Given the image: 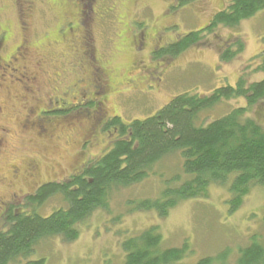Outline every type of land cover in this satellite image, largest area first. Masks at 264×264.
I'll return each mask as SVG.
<instances>
[{
  "label": "rangeland",
  "instance_id": "1",
  "mask_svg": "<svg viewBox=\"0 0 264 264\" xmlns=\"http://www.w3.org/2000/svg\"><path fill=\"white\" fill-rule=\"evenodd\" d=\"M193 1L188 0L183 3L180 12L170 17L171 21L168 23L172 22L174 25L162 32L165 37H171L176 33L187 35L190 32L200 31L209 24L215 12L228 4L226 0ZM192 2L193 6H189ZM114 3L118 4L119 0H115ZM164 4L163 0L151 2L155 17L150 16L147 11H137L138 13L133 14L132 4L128 7L130 9L128 12L134 16L122 17L120 13L125 11L117 7L115 16L109 17L108 29L100 25L94 28L93 37L97 53L107 63L113 76L124 75L123 71L131 60L130 51L126 48L128 44L126 41L131 32L148 30L152 24L159 27L163 22L160 20L162 17L159 16ZM64 10L65 4L60 3L59 0H43L38 4L35 16L30 21V34L35 43L49 41L56 35ZM16 21L13 1L0 0V32L9 28L12 35L9 50L18 41ZM238 44L240 51L237 52L238 47H235ZM228 48H231L233 57L227 61L222 60L221 57ZM263 49L264 10L243 20L234 28L220 26L200 37L197 44L179 53L163 71L160 68L162 83L154 92L144 95L129 94L122 101L113 99L111 103L116 106L117 113L123 121H132L153 116L172 97L180 94H210L221 86H234L241 77L245 78L248 84L259 82L264 79V73L257 70L261 64L258 57ZM148 52L149 50L144 53L142 51L141 59L150 70H153L160 61L146 59ZM9 96V92L5 94L0 90V99H8ZM244 106L245 101L242 99L224 100L211 110L201 112L199 120L207 124L233 109ZM16 110L17 106L14 112ZM12 114L13 108L9 107V112L4 113L5 118L2 116V119L10 120ZM250 115L257 118L264 126V110L260 112L253 107ZM8 123L17 132L11 122ZM16 134L17 137L11 141L9 154L0 159V167H5L6 163L9 165L12 157H17V160L21 161L26 157L35 156L34 152H27L29 145L24 142L27 138L26 134ZM105 137L102 135L99 147L89 149L87 160L91 155H99L109 148ZM58 144L59 141L54 142L49 146V150L55 152L54 148L57 145L56 151H58L60 146ZM73 152L70 150V153ZM64 166H68L67 162ZM180 169L181 159L178 154L165 158L155 168V172L162 173L163 177L153 174L138 184L122 189L111 199L107 212L96 210L80 226L78 237L74 241H63L59 237L42 241L36 247L31 259L42 258L44 264H121L124 254L120 246L123 240L153 226L161 233L165 247H180L185 242L189 244L192 254L187 258V262H195L204 256H215L226 250L227 264H234L238 250L248 244L252 235L258 234L264 241L262 188L252 189L244 198L240 208L231 214L228 213L227 192L221 187H211L205 198L180 201L170 208L163 218H159L155 210L134 209L142 200L157 198L164 181ZM24 206H26L25 202ZM60 206H62L60 197H52L38 209V212L42 216H48ZM26 210L30 212L31 208Z\"/></svg>",
  "mask_w": 264,
  "mask_h": 264
},
{
  "label": "trees",
  "instance_id": "2",
  "mask_svg": "<svg viewBox=\"0 0 264 264\" xmlns=\"http://www.w3.org/2000/svg\"><path fill=\"white\" fill-rule=\"evenodd\" d=\"M226 1V7L216 12L209 24L184 35L168 54L175 58L216 28H234L264 10V0ZM230 50L225 49L222 60L233 57ZM258 58L261 64L257 70L264 73V49ZM231 99H242L245 106L207 124L199 120L201 112ZM253 107L264 110V79L248 84L241 77L234 86H221L210 94L174 96L153 116L132 121L116 117L109 127L117 137L103 157L90 162L69 182L43 186L28 198L23 211L17 208L18 213L8 214L5 229L0 231V264H44L42 258L31 259L42 241L55 237L74 241L93 212H107L111 199L122 189L153 174L163 177L155 168L176 154L181 159L180 171L164 181L157 198L138 202L135 210H155L163 218L180 201L205 198L211 187H221L228 195V213L235 212L252 189L264 190V126L251 117ZM52 197H60L62 206L42 216L38 209ZM29 207L30 212L26 210ZM120 248L124 254L121 264H227L228 257L225 250L187 262L192 254L189 244L165 247L155 226L124 239ZM234 264H264L261 236L249 238L238 250Z\"/></svg>",
  "mask_w": 264,
  "mask_h": 264
},
{
  "label": "flooded vegetation",
  "instance_id": "3",
  "mask_svg": "<svg viewBox=\"0 0 264 264\" xmlns=\"http://www.w3.org/2000/svg\"><path fill=\"white\" fill-rule=\"evenodd\" d=\"M12 1L18 41L10 50L9 28L0 32V90L10 93L8 99H0V159L9 154L16 133L26 134L27 152L35 156L21 161L12 157L9 165L0 167V231L5 229L8 214L18 213L17 208L23 211L24 202L43 186L69 182L112 148L117 136L109 123L120 116L111 101L154 92L162 83L160 68L163 71L174 58L168 51L184 37L180 33L165 37L162 32L174 25L168 23L170 17L188 0H163L162 24L131 32L126 41L131 60L119 76H113L98 55L93 30L97 25L108 29L109 17L115 16L117 7L124 9L122 17L137 11L155 17L153 0H119L118 4L115 0H59L65 10L57 33L38 44L31 37L30 21L43 0ZM130 4L133 14L128 12ZM146 50V59L160 61L153 70L141 59ZM9 107L13 108L12 119L5 121L2 116ZM102 135L109 148L87 160L89 149L99 147ZM58 141V151L55 145L51 152L49 146Z\"/></svg>",
  "mask_w": 264,
  "mask_h": 264
}]
</instances>
